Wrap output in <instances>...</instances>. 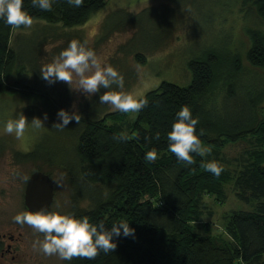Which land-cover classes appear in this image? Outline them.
I'll list each match as a JSON object with an SVG mask.
<instances>
[{
	"label": "trees",
	"instance_id": "trees-1",
	"mask_svg": "<svg viewBox=\"0 0 264 264\" xmlns=\"http://www.w3.org/2000/svg\"><path fill=\"white\" fill-rule=\"evenodd\" d=\"M104 2L82 0L76 6L68 0H53L51 10L45 11L24 0L23 8L33 21L46 26L30 36L18 35L16 40L14 31L23 26L0 20V95L16 91L22 97L38 98L41 107L30 105L25 111L36 116L47 113L49 127L57 121V110L72 112L71 93L60 81L50 84L41 76L42 45L56 28L85 24ZM247 2L264 23V0H244ZM170 7L162 8L167 11ZM123 15L125 23L113 30L124 24L139 29L131 15ZM247 37L246 61L251 68L264 69V31L250 30ZM186 66L190 83L161 82L140 97L146 105L131 121L128 112L96 116L102 108L95 111L100 102L95 104L92 98L76 112L79 122L67 126L68 151L79 179H68L72 196L66 214L103 221L106 227L116 221L129 222L134 234L114 237L116 248L108 253L100 251L94 258L74 256L66 264H264V107L260 105L264 87L259 80L241 77L238 60L224 62L217 52L191 59ZM183 105L198 120L201 146L210 150L203 156L193 153L192 164L178 161L168 150L167 132ZM240 140H246L248 148L236 168L229 169L223 150ZM151 149L158 155L150 162L145 153ZM42 158L51 160L33 152L23 160ZM210 160L223 166L219 176L202 167ZM228 186L236 200L250 210H232L223 216L219 234H202L201 219L211 215L205 197L223 203ZM99 188L106 190L105 196ZM84 197L90 204L81 208Z\"/></svg>",
	"mask_w": 264,
	"mask_h": 264
},
{
	"label": "rangeland",
	"instance_id": "rangeland-1",
	"mask_svg": "<svg viewBox=\"0 0 264 264\" xmlns=\"http://www.w3.org/2000/svg\"><path fill=\"white\" fill-rule=\"evenodd\" d=\"M164 6H171L170 10L163 11ZM148 9H156V12ZM143 10L147 11L142 13ZM123 13L131 15L139 29L124 24L120 26L122 29L118 27L113 30L116 25L125 23ZM44 26L43 22L33 21L31 26L15 30L13 40L18 35L30 36ZM250 30L264 31V23L248 2L244 4V0H105L104 6L85 24L73 29H55L53 35L65 33L66 37L54 38L51 32L47 34L39 59L40 70L58 56L55 49L66 48L69 41L76 39L93 49L102 65L110 64L123 75V89L112 85L111 90L129 92L138 98L157 88L163 81L178 86L188 85L191 75L187 62L203 57L209 51L217 52L224 62L238 60L241 77L248 76L253 82L259 80L263 88L264 69L251 68L246 61L249 47L247 35ZM77 80L78 77H74L70 83L59 82L71 93L70 110L75 112L80 110L85 101L92 98L95 104L99 101V94L80 92ZM103 91L106 90L101 89V93ZM30 105L41 107V100L22 97L16 91L0 95V236L5 234L0 238L1 245L4 247L10 243L9 235L14 238L8 257L0 258V264H66L58 255H45L33 248V242L42 240L43 233L13 220L17 213L25 211L22 202L25 182L36 168L53 180L54 196L50 210L53 212H68L72 196L68 179H79L77 167L68 151L67 127L57 129L52 127L53 123L49 127L47 119L40 128L27 124L20 138L3 131L4 122L17 118L20 113L29 123L34 117L43 120V115H31L25 111ZM260 105L264 107V96ZM100 107L101 111L96 114L98 117L113 112L110 105L101 103L94 110ZM135 114L128 112L127 119L131 121ZM247 148L246 140L229 144L222 154L226 166L229 169L236 168L238 159L245 155ZM29 152L50 157L52 161L43 158L23 160ZM99 189L101 195L105 196L106 190ZM226 194L223 203L205 197L211 215L206 214L201 219L202 234H219L226 213L250 210L236 200L230 186L226 187ZM89 204L90 200L84 197L79 206L84 208Z\"/></svg>",
	"mask_w": 264,
	"mask_h": 264
},
{
	"label": "clouds",
	"instance_id": "clouds-1",
	"mask_svg": "<svg viewBox=\"0 0 264 264\" xmlns=\"http://www.w3.org/2000/svg\"><path fill=\"white\" fill-rule=\"evenodd\" d=\"M81 2L82 0H68L69 4L76 6ZM23 3L24 0H0V20L16 27L31 26L33 18L23 8ZM31 3L49 11L53 0H31ZM40 73L50 84L56 81L70 83L74 77H78L76 82L80 92L90 95L99 94V102L110 105L113 111L139 112L146 105L143 98L135 97L129 92L111 90L112 85L123 89V75L110 64L102 65L96 52L76 39L69 41L67 47L62 49L51 63L43 66ZM101 89L106 91L101 93ZM56 117L57 121L52 127L57 129H64L70 122L80 120L75 111L69 112L63 108L57 110ZM47 119L48 115L44 113L43 120L34 117L29 123L20 113L17 118L4 122L3 131L20 138L24 135L27 124L40 128ZM197 124L198 120L193 117L187 105L181 106L176 112V118L167 132V142L168 150L178 161L192 164L193 153L203 156L206 152H210L209 149L201 146L196 130ZM159 136L160 133L157 132L156 138L158 139ZM157 155V151L151 149L146 151L145 159L151 162L157 158ZM202 167L215 176H219L223 171V166L216 160L203 162ZM13 220L20 225H30L36 231L43 233L42 240L33 242L34 249L45 255H58L61 260L67 261H71L74 256L94 258L100 251L108 253L116 248L114 237L134 234L129 222L116 221L110 227H106L103 221L90 222L87 216L77 217L73 214H61L43 209L35 213L25 210L17 213Z\"/></svg>",
	"mask_w": 264,
	"mask_h": 264
},
{
	"label": "water",
	"instance_id": "water-1",
	"mask_svg": "<svg viewBox=\"0 0 264 264\" xmlns=\"http://www.w3.org/2000/svg\"><path fill=\"white\" fill-rule=\"evenodd\" d=\"M54 196V183L48 174L33 171L28 176L22 202L25 210L33 213L45 210L50 211Z\"/></svg>",
	"mask_w": 264,
	"mask_h": 264
},
{
	"label": "flooded vegetation",
	"instance_id": "flooded-vegetation-1",
	"mask_svg": "<svg viewBox=\"0 0 264 264\" xmlns=\"http://www.w3.org/2000/svg\"><path fill=\"white\" fill-rule=\"evenodd\" d=\"M1 236H5V234H1ZM0 236V238H1ZM8 240L10 243H6V245L3 247L2 244V240L0 239V258H4V257H8V254L10 253V247H11V243L14 240L12 235L8 236Z\"/></svg>",
	"mask_w": 264,
	"mask_h": 264
}]
</instances>
